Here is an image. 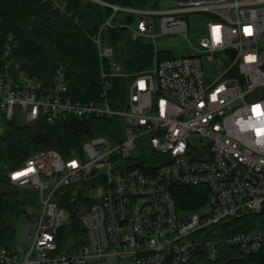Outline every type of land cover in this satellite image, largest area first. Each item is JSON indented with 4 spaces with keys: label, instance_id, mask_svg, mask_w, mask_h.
Wrapping results in <instances>:
<instances>
[{
    "label": "built area",
    "instance_id": "1",
    "mask_svg": "<svg viewBox=\"0 0 264 264\" xmlns=\"http://www.w3.org/2000/svg\"><path fill=\"white\" fill-rule=\"evenodd\" d=\"M50 1L62 11L60 0ZM170 1L159 8L96 0L112 11L104 27L118 12L136 19L135 26L126 24L131 39L155 38V23L159 35L186 36L187 14L210 15L207 34L193 48L224 57L227 66L215 78H207L197 54L154 59L147 70L128 75L99 31L91 37L98 96L74 99L64 65L40 80L16 63L13 35L0 44V134L11 121L39 118L119 122L111 139L93 136L73 155L39 150L8 170L11 186L36 197L22 209L30 245L0 247V264H187L197 252L213 261L222 248L244 255L264 250V0ZM124 76L130 82L121 110L112 107L110 81ZM81 184L88 186V202L75 206L82 231L76 233L61 200L65 189ZM179 186L200 188L199 205L207 212L181 209ZM243 216L258 218L247 229L219 235Z\"/></svg>",
    "mask_w": 264,
    "mask_h": 264
},
{
    "label": "trees",
    "instance_id": "2",
    "mask_svg": "<svg viewBox=\"0 0 264 264\" xmlns=\"http://www.w3.org/2000/svg\"><path fill=\"white\" fill-rule=\"evenodd\" d=\"M99 1L128 7L158 6L157 0ZM60 2L62 11L50 0H0V44L8 35H13L16 63L40 80L49 78L57 66L64 65L68 93L74 99L90 100L98 96L100 65L97 47L91 37L99 31L101 39L113 48L112 60L128 75L147 70L154 59L172 57L166 50H155L146 37L131 39L126 27L131 19L127 16L116 18V15L111 26L104 27L112 11L96 0ZM129 81V77L111 79L112 107L119 108L122 104L124 88ZM118 124L117 119L95 117H68L53 124L44 118L29 123H8L0 134V247L10 248L14 243L12 219L26 205L24 200L18 199L15 190L5 189L10 185L8 170L19 166L39 150L53 149L63 155H73L80 152L82 143L93 136L104 135L111 139ZM143 164L141 162L140 166ZM87 187L81 184L78 191L67 188L61 200L70 212L71 226L76 233L82 231L79 224L81 208L77 209L75 205L82 199L88 202L82 193ZM70 190L74 192H71L72 196ZM202 197V190L197 187L179 186L175 191V200L181 209L197 206ZM247 218L248 221L236 229L249 228L252 217ZM230 232L234 229L228 234ZM187 264H264V250L244 255L235 248H222L213 261L197 252Z\"/></svg>",
    "mask_w": 264,
    "mask_h": 264
},
{
    "label": "rangeland",
    "instance_id": "3",
    "mask_svg": "<svg viewBox=\"0 0 264 264\" xmlns=\"http://www.w3.org/2000/svg\"><path fill=\"white\" fill-rule=\"evenodd\" d=\"M157 4L159 8L165 7V6H172L173 2L170 0H157ZM121 12H118L116 18L120 17ZM185 20L188 26V31L186 36L183 35H159L158 34V25L155 23V32L156 37L155 38H146L145 40L152 43L154 49L156 50H166L168 51L172 57H181L191 54H197L201 60L203 69L205 71V74L207 78L213 79L215 78L221 71L225 69L227 66V62H225L224 57L220 54L219 56L210 57V53L206 51H196L193 47H198V39L205 36L207 34V23L212 20V17L205 13H191L187 14L185 16ZM135 18H132L130 21V26H135ZM123 79L125 78L122 77ZM130 82V81H129ZM128 83V82H127ZM128 86V85H127ZM125 86L124 90V97L122 99V104L120 105L121 110H125L128 102V87ZM120 98V97H119ZM118 99V97H117ZM123 137V134H120V138ZM194 136H192L193 138ZM137 151H133L132 155H136ZM87 185V184H86ZM85 187V186H82ZM4 190V187H2ZM5 189L7 191H16V196L19 200H24L26 203L30 202L31 200H35L36 194L34 192H29L24 189H18L14 186H6ZM80 190L78 186L73 187V191ZM70 190V194H74V192ZM67 192V191H66ZM72 192V194H71ZM83 194L85 191L83 190ZM203 198V197H202ZM79 202V201H78ZM77 202V203H78ZM76 206V205H75ZM189 213H205L208 210V206L206 204L199 205L197 203V206L194 205L191 208H189ZM193 210V211H192ZM248 216L239 217L235 220L229 221L226 228H224L219 235L223 236L228 234L229 230L239 231L242 230L241 228L236 229L238 226L244 225L248 220ZM252 220L251 223L255 220H257V216H251ZM28 222V218L23 212H18L14 218L12 219L13 224V242H17L22 244L24 247H28L30 245V240L27 239V237L24 235L23 230L25 229ZM221 227H218L217 230H219ZM231 233V232H230ZM13 243V244H14ZM12 244V245H13Z\"/></svg>",
    "mask_w": 264,
    "mask_h": 264
},
{
    "label": "snow or ice",
    "instance_id": "4",
    "mask_svg": "<svg viewBox=\"0 0 264 264\" xmlns=\"http://www.w3.org/2000/svg\"><path fill=\"white\" fill-rule=\"evenodd\" d=\"M218 31V30H217ZM246 31H250V29H247ZM255 112H257V114H259V106H256L254 109H253Z\"/></svg>",
    "mask_w": 264,
    "mask_h": 264
}]
</instances>
